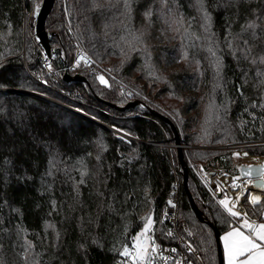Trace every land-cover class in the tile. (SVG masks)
I'll return each mask as SVG.
<instances>
[{"label": "trees", "instance_id": "obj_1", "mask_svg": "<svg viewBox=\"0 0 264 264\" xmlns=\"http://www.w3.org/2000/svg\"><path fill=\"white\" fill-rule=\"evenodd\" d=\"M41 2L0 0V264H119L149 216L154 239L171 245L163 209L173 193L194 264H218L214 233L238 219L199 170L236 176V150L264 158V0H204L219 76L195 0H132L130 17L117 0H54L45 29L57 81L34 38ZM78 48L95 72L76 65L67 72L86 81L66 82ZM173 55L183 67L167 70ZM171 124L188 192L212 228L189 203ZM242 205L261 221L248 194Z\"/></svg>", "mask_w": 264, "mask_h": 264}, {"label": "snow or ice", "instance_id": "obj_2", "mask_svg": "<svg viewBox=\"0 0 264 264\" xmlns=\"http://www.w3.org/2000/svg\"><path fill=\"white\" fill-rule=\"evenodd\" d=\"M166 3V0H162ZM117 3L122 5L124 9V15L131 16V5L132 0H117ZM195 6L197 10L202 14L203 20L206 22L204 24L205 32L208 33L207 39L209 40V47L207 48L208 53L211 57H214V63L217 70V76H219L221 71L220 59L217 56L215 51V39L214 34L209 32L211 15L207 12L204 0H195ZM35 11L38 13L39 5H36ZM146 17L151 16V11L145 13ZM257 25L255 22L249 23L245 26V31L248 29H255ZM179 29H177L178 31ZM129 32V37L131 38L128 43L129 46L134 48V43L139 40L132 30L127 29ZM253 35L255 32L253 31ZM247 44V41H244ZM228 46L233 47L232 42L229 41ZM235 54V53H234ZM185 58H187V53H185ZM247 58V56H245ZM80 59H83L85 63H88L86 57L81 56ZM80 59L76 61L77 66L80 64ZM260 64H264V56L258 58ZM199 63V62H197ZM252 63H257V59L253 58ZM258 76H264V72H257ZM102 83H106L103 77H100ZM219 87V85H217ZM239 91V89H238ZM255 107V105H254ZM260 107H264V104H261ZM234 155L239 156L240 153H235ZM243 155H247L244 153ZM253 172H258L261 183H258L256 186L259 188H264V165H261L259 169L249 167L244 173L245 176H251ZM239 178H233L232 187L239 188L240 184L236 183V180ZM251 181H249L250 183ZM217 190L223 191V188L220 184H217ZM240 202V196H236L234 199L230 200L227 194L224 195L222 199L219 200V205L222 206L224 211L228 214L229 217L233 219H238L242 221L238 227H232L230 231L226 232L225 235L221 238L223 240L224 246V257L226 264H264V222H258L256 219H253L247 211H237L235 210ZM171 204V201H169ZM250 203L253 206L252 215H258L261 221H264V204L261 202V197L259 195H252L250 197ZM154 226V221L151 216L145 218V223L143 228L132 237V248L130 249L127 245L123 247V250L119 253L122 257L128 258L131 264H154L157 254L158 258L164 261L170 259V257L163 256L160 252L159 246L155 244V240L152 235H149L152 232ZM172 233L169 232L168 235ZM191 250V246H189ZM171 251L175 252L176 249ZM121 264H127V261H122ZM179 264V262H176Z\"/></svg>", "mask_w": 264, "mask_h": 264}, {"label": "built area", "instance_id": "obj_3", "mask_svg": "<svg viewBox=\"0 0 264 264\" xmlns=\"http://www.w3.org/2000/svg\"><path fill=\"white\" fill-rule=\"evenodd\" d=\"M40 53H41L40 62H41L42 70L51 78L52 81H57V79H58L57 78V72L52 67V61L54 59L55 54L50 53L49 55H46L41 48H40ZM81 56L86 57L88 60V63H85V61L83 59H80ZM78 59H80L79 65L86 66L90 69L91 72H95V68L92 66L91 58L82 49L78 48L75 52V55H74L73 64L69 68H67V66L64 65V71H63V73H61V76H63L69 69L76 66L77 65L76 61ZM238 153H240L239 156H240V158H242V160H245L246 158H248L252 162L255 163L254 157H251L249 155H243L244 152H238ZM242 162L235 163V165H234L237 168L238 172H239L240 168L244 166V164ZM210 172H213L212 176H210ZM220 174H222L221 175L222 177L229 178L227 181L233 182V178H236V177L231 176L230 174H228L226 172L222 173V170H218V169L210 170L207 166L200 168V176H201L202 180H205L206 183H211L213 181V184L216 183L215 184L216 186H217V184H220L221 187L223 188V191H221L222 195L227 194L229 196L230 200L234 199L236 196L239 195L240 196V202H239V205L237 206V208L235 210L244 211V208L242 205L243 199L249 190L245 186L243 188V190H241L240 192H237L238 188H233L231 185L232 182L228 183L226 185L223 184L222 182H220V180H219ZM241 179H243V178L237 179L236 182L241 180ZM245 179H246L247 183L249 180L251 181V179H249V178H245ZM233 191L235 193H233ZM170 201H171V204L169 203L163 209V220L168 225L169 232L172 233L171 235H168V238L171 239L173 242L171 245H163L154 239L155 244L157 246H159V249H160V252L162 253V255L166 256V257H170V259L167 261H164L162 259H159L158 258L159 254H157V258L155 259L154 264H176V262H179V264H194V261L198 260L196 252L194 251L192 246L187 242V240L185 238H183L182 235H180L176 230V224H177V194L176 193H173V196H172ZM248 201L250 203L249 196H248ZM149 235H152L154 238V230L153 229H152V232L149 233ZM132 243H133V241L128 245V247L130 249L132 248ZM189 246H191V250H190ZM172 249H176V251L173 252V251H171ZM122 261H127V264H131L130 260H128V258H126V257H122L119 264H121Z\"/></svg>", "mask_w": 264, "mask_h": 264}, {"label": "water", "instance_id": "obj_4", "mask_svg": "<svg viewBox=\"0 0 264 264\" xmlns=\"http://www.w3.org/2000/svg\"><path fill=\"white\" fill-rule=\"evenodd\" d=\"M54 4V0H42L40 6H39V11L38 13L36 11H34L33 13V19H34V38L37 40L38 45L40 46V48L43 50V52L46 55H49L50 53H54L57 54L58 51L51 49L50 47V38L52 36L51 33H49L46 29H45V20L47 18V16L49 15L52 7ZM63 80H65L66 82L68 81H81V82H85V78H79L77 75L75 76H71L68 72H66L63 76ZM136 103L132 102L131 104L127 105L125 108H128L129 106H135ZM123 108V109H125ZM171 128L175 137V146L177 148V157L179 160V164L182 168V172H183V187L185 188L186 194L188 196L189 199V203L192 207V210L196 216V218L203 223L208 224L201 215V212L199 211V209L196 207L195 203L193 202V199L191 198L190 193L188 192L187 189V173H186V168H185V163L183 161V157H182V152H181V146H180V142H179V137L177 135L176 129L174 128V126L171 124ZM115 134H117L118 136H122L119 132L114 131ZM253 168L257 169V166L254 165ZM239 174L242 177H247L249 179H251V183L253 184V186L257 187L256 185L258 183H261L260 178H259V174L258 172H253L252 175L249 176H245L244 173L246 172L244 166L240 168L239 170ZM213 175V172H210V176ZM252 177V178H251ZM211 188L215 189L216 193V197L219 198L221 191L217 190V186L215 184H211ZM211 228L212 226L210 224H208ZM214 237H215V242H216V247H217V255H218V264H222L223 260H222V255H221V249H220V244H219V238L218 236L214 233Z\"/></svg>", "mask_w": 264, "mask_h": 264}, {"label": "rangeland", "instance_id": "obj_5", "mask_svg": "<svg viewBox=\"0 0 264 264\" xmlns=\"http://www.w3.org/2000/svg\"><path fill=\"white\" fill-rule=\"evenodd\" d=\"M169 38H172V35L169 37ZM180 58H183V53H181L180 54ZM179 60V59H178ZM163 66L165 67V69H167V70H171V69H174V68H182L183 67V65H182V63L180 62V60L179 61H177L176 60V58H175V55H173V56H169V60L166 62V63H164L163 64ZM100 77L101 76H99V79H100ZM104 79V78H103ZM101 81V80H100ZM105 81V80H104ZM196 92H197V94H199V86H198V88H197V90H196ZM181 146V145H180ZM169 149H171V147H168ZM182 148V147H181ZM238 152H244L245 153V151H235L234 152V154L235 153H238ZM235 156V158H234V162H236V163H240V162H242L243 164H244V168H245V170L247 171V169L249 168V167H253L254 166V162H252L250 159H248V158H246L245 160H242V158H240V156H236V155H234ZM250 156V155H249ZM251 157H254V158H261V157H256V156H251ZM261 159H263L264 160V158H261ZM256 163V162H255ZM205 166H207L210 170H215V169H212L208 164H205L204 166H202V167H205ZM209 171V170H208ZM223 172H225V171H222V173ZM199 173H200V170H199ZM240 173V172H239ZM222 174H220L219 176H221ZM231 175V174H230ZM231 176H234V175H231ZM234 177H236V178H247V177H242V176H240V175H236V176H234ZM252 178V177H251ZM202 179V178H201ZM250 181V180H249ZM249 181H248V183H249ZM203 182L205 183V184H207V185H209L210 187H211V183H213V181L211 182V183H206L205 182V180H203ZM252 182V181H251ZM249 183V184H252V183ZM216 184V183H215ZM213 189V188H212ZM214 191H215V189H213ZM215 193H216V191H215ZM220 196H223L224 197V195H222V192H221V194H220ZM219 196V197H220ZM250 196H251V194H250ZM222 197V198H223ZM143 228V227H142Z\"/></svg>", "mask_w": 264, "mask_h": 264}, {"label": "bare ground", "instance_id": "obj_6", "mask_svg": "<svg viewBox=\"0 0 264 264\" xmlns=\"http://www.w3.org/2000/svg\"><path fill=\"white\" fill-rule=\"evenodd\" d=\"M254 160L256 162L255 165L257 166V169H259L261 165H264V160L263 159L254 158ZM228 179L229 178H225V177L219 176L220 182H222L225 185L232 182V181H227ZM232 183H231V185H232ZM236 183L241 185V187L238 188L237 192H240L241 190H243V188L245 186L247 187V189L249 190V199H250V197L252 195H259L261 198H262V196H264V188L255 187V186H253V184L247 183L245 178L237 181ZM233 193H235V192L233 191ZM250 194H251V196H250Z\"/></svg>", "mask_w": 264, "mask_h": 264}, {"label": "crops", "instance_id": "obj_7", "mask_svg": "<svg viewBox=\"0 0 264 264\" xmlns=\"http://www.w3.org/2000/svg\"><path fill=\"white\" fill-rule=\"evenodd\" d=\"M263 197H264V196H262V198H263ZM262 198H261V199H262ZM258 222H264V221H258ZM240 223H242V221H239V220H238L237 223L233 224L232 227H238ZM232 227H231V228H232ZM231 228H230L229 230H227L226 232L230 231ZM226 232H225V233H226ZM225 233L221 234L220 237H219V242H220V248H221V253H222L223 264H226V260H225V257H224V246H223V240H222L221 238L225 235Z\"/></svg>", "mask_w": 264, "mask_h": 264}, {"label": "flooded vegetation", "instance_id": "obj_8", "mask_svg": "<svg viewBox=\"0 0 264 264\" xmlns=\"http://www.w3.org/2000/svg\"><path fill=\"white\" fill-rule=\"evenodd\" d=\"M254 165H255V163H254ZM238 175H240L239 172H238ZM247 194H248V196H249V191L247 192ZM263 198H264V197H263ZM263 198H262V199H263ZM262 199H261V200H262Z\"/></svg>", "mask_w": 264, "mask_h": 264}]
</instances>
